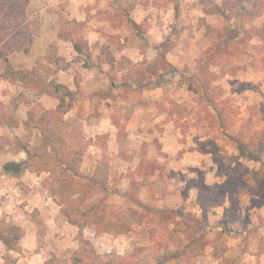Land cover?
Masks as SVG:
<instances>
[{"label":"rangeland","instance_id":"rangeland-1","mask_svg":"<svg viewBox=\"0 0 264 264\" xmlns=\"http://www.w3.org/2000/svg\"><path fill=\"white\" fill-rule=\"evenodd\" d=\"M76 258L264 264V0H0V264Z\"/></svg>","mask_w":264,"mask_h":264},{"label":"trees","instance_id":"trees-1","mask_svg":"<svg viewBox=\"0 0 264 264\" xmlns=\"http://www.w3.org/2000/svg\"><path fill=\"white\" fill-rule=\"evenodd\" d=\"M24 149L27 152H29V149H26L24 146H20V149ZM47 148L44 147L43 150H46ZM48 150V149H47ZM44 152V151H43ZM32 155V154H31ZM51 160L48 158V156L46 155V153H42V154H33L32 158L29 159L27 162L21 164L18 163L16 161H8L5 162L3 164V170L5 172H14V173H19L22 171V169L24 167H27L28 165H32L34 166L36 169H40V170H51ZM71 162L70 161H65L62 166H64L65 168H70L71 167ZM105 173V172H104ZM72 185L70 184H66V183H60L59 184V189L57 190L61 197L60 202L61 204H65L66 207H68V209H72V210H79L81 211L80 205L83 201L82 197H77V198H73L72 196L74 195V193L72 191H69L68 193H65L66 189L68 188H72ZM122 224L126 223L124 221H121ZM127 225L126 228H121V223L120 222H116L115 220H109L106 222L105 224V230L107 231H123V230H128L127 229ZM74 264H86L84 263L81 259L76 258L75 263Z\"/></svg>","mask_w":264,"mask_h":264}]
</instances>
